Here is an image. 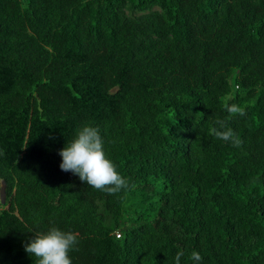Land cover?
Masks as SVG:
<instances>
[{"label":"trees","instance_id":"obj_1","mask_svg":"<svg viewBox=\"0 0 264 264\" xmlns=\"http://www.w3.org/2000/svg\"><path fill=\"white\" fill-rule=\"evenodd\" d=\"M85 125L127 189L61 170ZM1 184L0 264L51 227L72 264H264V0H0Z\"/></svg>","mask_w":264,"mask_h":264},{"label":"clouds","instance_id":"obj_2","mask_svg":"<svg viewBox=\"0 0 264 264\" xmlns=\"http://www.w3.org/2000/svg\"><path fill=\"white\" fill-rule=\"evenodd\" d=\"M238 87V86H237ZM231 115L245 116L246 110L236 103L227 105ZM214 132L217 138L237 144L235 132L227 126L226 121L217 119ZM59 155L62 157L60 168L79 177L90 187L115 194L127 189V179L118 171L117 165L108 157L105 141L99 127L85 125L79 128L75 137L66 143ZM78 243L77 234L51 227L46 232L38 233L25 246V250L36 258V264H72L70 252ZM184 253L178 252L176 264H181ZM190 259L194 264H200L202 256L193 251Z\"/></svg>","mask_w":264,"mask_h":264},{"label":"water","instance_id":"obj_3","mask_svg":"<svg viewBox=\"0 0 264 264\" xmlns=\"http://www.w3.org/2000/svg\"><path fill=\"white\" fill-rule=\"evenodd\" d=\"M1 196H2V202L4 203L6 201V185H3V188L1 190Z\"/></svg>","mask_w":264,"mask_h":264},{"label":"rangeland","instance_id":"obj_4","mask_svg":"<svg viewBox=\"0 0 264 264\" xmlns=\"http://www.w3.org/2000/svg\"><path fill=\"white\" fill-rule=\"evenodd\" d=\"M140 12H136V14H139ZM3 188V185H0V203L2 202V196H1V190Z\"/></svg>","mask_w":264,"mask_h":264},{"label":"built area","instance_id":"obj_5","mask_svg":"<svg viewBox=\"0 0 264 264\" xmlns=\"http://www.w3.org/2000/svg\"><path fill=\"white\" fill-rule=\"evenodd\" d=\"M117 236H120V233L119 232L117 233Z\"/></svg>","mask_w":264,"mask_h":264}]
</instances>
